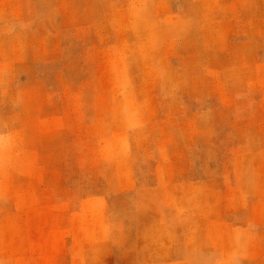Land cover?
<instances>
[{
	"label": "rangeland",
	"instance_id": "rangeland-1",
	"mask_svg": "<svg viewBox=\"0 0 264 264\" xmlns=\"http://www.w3.org/2000/svg\"><path fill=\"white\" fill-rule=\"evenodd\" d=\"M0 264H264V0H0Z\"/></svg>",
	"mask_w": 264,
	"mask_h": 264
}]
</instances>
